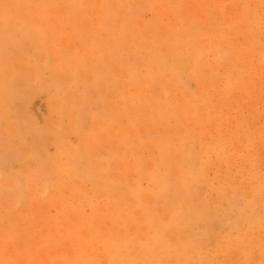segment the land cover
I'll return each instance as SVG.
<instances>
[{
  "label": "bare ground",
  "instance_id": "bare-ground-1",
  "mask_svg": "<svg viewBox=\"0 0 264 264\" xmlns=\"http://www.w3.org/2000/svg\"><path fill=\"white\" fill-rule=\"evenodd\" d=\"M208 1L0 0V264H264V181L244 150L226 179L245 131L209 94L227 108L264 66L258 4L231 0L241 49Z\"/></svg>",
  "mask_w": 264,
  "mask_h": 264
},
{
  "label": "rangeland",
  "instance_id": "rangeland-1",
  "mask_svg": "<svg viewBox=\"0 0 264 264\" xmlns=\"http://www.w3.org/2000/svg\"><path fill=\"white\" fill-rule=\"evenodd\" d=\"M208 1V0H207ZM221 3L219 6L224 10L226 19L230 22L229 28H227L228 33H229V38L232 40L234 39L237 43L236 45L239 48H245L246 46H249L250 44V39L249 34L251 32L248 29H245L244 26H242L241 20V13L238 12L236 7L233 5L231 0H219ZM228 4H224L226 2ZM249 1L247 4L250 9L254 8V4L256 1L258 4V7L255 8L254 10V16L257 18L258 22L257 24H253V33L255 36V41L258 43L256 44L255 48L256 50H260L259 48L262 47V50H264V0H245ZM211 3V1H208ZM196 8V7H195ZM197 11L195 14L197 16L205 17L206 13L203 12V10L198 6L196 9ZM230 15V16H229ZM215 16H218L216 14ZM231 17V18H230ZM143 20L148 21L152 18V15L149 11L143 12ZM206 20V18H204ZM232 20V21H231ZM207 21L208 23L211 21L209 16H207ZM234 23V24H233ZM252 25V26H253ZM234 28L233 30H230L233 34L229 32L230 28ZM238 32V33H237ZM236 33V34H235ZM261 45V46H260ZM246 54V53H245ZM244 54V55H245ZM248 56V57H247ZM246 59L248 58L251 59L252 64L254 63H259L257 60V57L254 55H248L246 54ZM249 66V65H248ZM251 67V66H249ZM252 70V69H251ZM253 71V70H252ZM224 71H219L218 73L220 75L223 74ZM234 77H239L240 75L238 73L233 74ZM252 78L248 81L246 78L237 80L242 84V87L237 88V91L232 94L231 99H229L230 102H227L228 107L225 108L223 105L217 100L219 97L218 93H215L212 89L210 91V97L212 104L216 106L215 113L216 115L219 114L220 112L223 113V110L228 111V117H229V122L222 125V134L223 135H230L231 131L235 129V125L240 123L242 124L243 131L246 134L240 133L238 137L244 136L240 142H237V139L234 140V142L231 145V148L235 150L234 154V160H232V163L230 165H224L228 169V177L226 179H230L231 182L237 181L238 183L241 182V170H248L250 168L249 160L242 159L238 156L240 153V150H244L247 152V157H250L252 162L256 164L257 170V176H260L262 178H259L260 180L264 181V66L261 65L256 68V70L251 74ZM185 85L188 87V89L192 90H198V86L190 81V80H185ZM242 88V89H241ZM99 105L94 104L93 105V111H96L99 109ZM36 108L43 114L46 113V106L43 101L39 100L37 102ZM217 121L213 123V121L208 125V133L202 137V140H206L208 135L211 134V131H214L217 126H216ZM173 125V123H172ZM237 135V134H236ZM247 136H252L251 137V143L250 145L247 144L246 137ZM186 148V147H183ZM225 157V156H224ZM219 159L214 158L213 161H210V168L208 167L209 171L211 172L210 175H208V178L210 179L211 183L217 184V178H215V174L217 173L220 163L218 162ZM8 169L14 171L17 167L15 163H10L8 165ZM203 194L208 195L209 197H216V193H212L206 190L202 191ZM241 207V204L238 203L236 208ZM233 216L235 215V211L232 214ZM229 231V226L227 224H215L212 228L211 231V236L214 235H221L225 233L226 231Z\"/></svg>",
  "mask_w": 264,
  "mask_h": 264
}]
</instances>
